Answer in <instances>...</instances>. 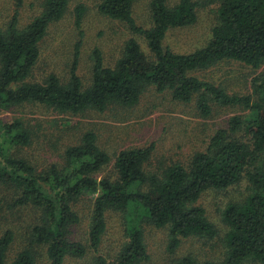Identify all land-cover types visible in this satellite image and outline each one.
<instances>
[{
    "label": "trees",
    "instance_id": "trees-1",
    "mask_svg": "<svg viewBox=\"0 0 264 264\" xmlns=\"http://www.w3.org/2000/svg\"><path fill=\"white\" fill-rule=\"evenodd\" d=\"M136 0H102L99 11L123 21L144 37L147 54L137 38H130L115 66H106L99 48L93 51L92 83L84 86L77 73L81 41L76 44L69 81L55 74L43 82L29 81L41 55L40 43L49 26L63 18L70 0H44L43 10L23 29L17 12L6 29H0V109L24 103H38L64 114L90 110L104 111L110 105H137L148 87L171 91L174 99L189 103L195 99L199 114L208 117L213 104L238 105L248 112L233 115L226 128L218 129L205 151L196 153L189 165L175 163L162 174L148 172L146 164L152 147L121 150L113 176L97 177L111 158L98 145L94 130L83 133L78 144L69 146L62 166L52 164L39 170L23 157L10 153L13 146L31 142L24 122L15 119L0 123V187L17 193L14 206H32L39 219L29 234L28 245L9 257L15 234H0V264H42L37 247H45L47 263L63 264L67 257H83L88 249L98 251L107 230L109 210L134 211L126 229L128 241L112 264H141L149 259L143 224L169 230L167 251L175 254L182 239L214 237L216 228L198 201L207 189H225L247 179L249 194L242 202L229 203L224 210L228 226L225 264L247 259L264 263V75L254 78L249 95L229 94L194 72L233 60L253 69L264 65V0H221L218 22L208 43L189 53L173 50L166 41L172 29L197 20V3L179 0H152L153 24L145 27L134 17ZM23 0H17L20 6ZM86 7L75 8L81 25ZM86 193L94 199L88 245L71 238L81 217L73 208ZM98 264H108L99 256ZM168 264H212L192 255L173 257Z\"/></svg>",
    "mask_w": 264,
    "mask_h": 264
},
{
    "label": "rangeland",
    "instance_id": "rangeland-1",
    "mask_svg": "<svg viewBox=\"0 0 264 264\" xmlns=\"http://www.w3.org/2000/svg\"><path fill=\"white\" fill-rule=\"evenodd\" d=\"M44 0H0V29L7 28L17 12L21 29L27 26L43 10ZM197 3V20L192 25L172 29L167 45L179 53H189L205 46L211 38L213 27L218 22L221 0H192ZM102 0H70L62 19L52 23L40 43L41 55L32 71L29 81L43 82L50 74L57 75L66 84L74 60L76 44L81 41L77 73L84 86L92 83L93 51L99 48L104 64L115 66L122 56L126 42L137 38L148 54L147 43L140 34L132 32L121 20L102 14L98 6ZM152 0H136L134 17L138 24L151 27ZM179 0H168L174 6ZM86 7L81 25L76 24L75 8L78 4ZM195 75L219 85L229 94L249 95L253 92L254 78L264 75V65L253 69L239 61L225 60ZM172 92H159L148 87L140 102L133 107L110 105L104 111L90 110L77 115L64 114L38 103H24L9 110L0 109V123H10L15 119L24 122L30 131L31 142L26 146H13L10 153L23 157L37 169H49L52 164L64 165L65 150L78 144L84 132L94 130L98 135V145L109 154L111 161L97 177L113 176L114 163L118 153L124 149L152 147L146 170L162 174L175 163L188 166L193 156L205 151L211 137L220 128H226L233 115L248 111L238 105L213 104V112L208 117L199 114L195 99L189 103L173 98ZM246 178L225 189L210 188L203 192L198 205L206 210L207 217L216 228L214 237L191 236L183 238L175 254L167 251L169 230L152 224H143L144 239L149 259L141 264H168L173 257L192 255L199 262L225 264V236L228 226L224 221V210L229 203L242 202L249 194ZM97 194L86 193L79 197L73 208L81 221L73 227L71 238L86 245L89 243V229L92 223L94 199ZM17 193L0 187V234L11 229L15 240L9 257L12 259L28 245L29 234L39 219V210L32 206H14ZM134 211L109 210L107 230L98 251L88 249L83 257H67L63 264H98L97 258L104 257L108 264L115 261L120 249L128 241L126 229L131 224ZM37 259L47 263L45 247H37ZM241 264H264L255 259H247Z\"/></svg>",
    "mask_w": 264,
    "mask_h": 264
}]
</instances>
